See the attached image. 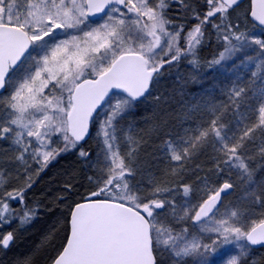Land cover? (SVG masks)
I'll list each match as a JSON object with an SVG mask.
<instances>
[{"label":"snow or ice","instance_id":"obj_1","mask_svg":"<svg viewBox=\"0 0 264 264\" xmlns=\"http://www.w3.org/2000/svg\"><path fill=\"white\" fill-rule=\"evenodd\" d=\"M242 2L201 0V12L191 0H0V141L23 179L3 191L0 162V227L17 223L0 233V250L39 213L25 200L34 176L78 150L91 170L89 190L69 205L65 242L49 264H216L217 256L264 264L254 254L264 247V163L252 166L264 162V0H250L243 22H233ZM213 39L216 53L202 58ZM184 61L194 70L189 79L160 92ZM205 69L234 78L204 87ZM189 82L200 91L186 92ZM177 93L179 130L164 132ZM141 105L152 110L144 132L126 119ZM93 129L95 159L83 147ZM162 132L157 151L170 164L155 171L148 149ZM209 147L207 172L189 168ZM233 170L243 206L224 203L236 185L219 177ZM188 172L195 181H185ZM15 264H35V255Z\"/></svg>","mask_w":264,"mask_h":264},{"label":"trees","instance_id":"obj_2","mask_svg":"<svg viewBox=\"0 0 264 264\" xmlns=\"http://www.w3.org/2000/svg\"><path fill=\"white\" fill-rule=\"evenodd\" d=\"M193 7H198L202 12L204 6L201 0H191ZM250 7L249 1L241 3L240 8L232 13V20L237 17L243 22L241 13ZM175 14V9L172 10ZM191 16V13H189ZM195 23L189 20L188 27ZM209 30L211 28L209 26ZM217 51L215 40L200 50L202 58H211ZM186 63V61L182 62ZM205 72L208 70L205 69ZM93 132V130H92ZM89 138L83 145H88ZM87 147V146H86ZM66 184L74 185L71 192L65 189ZM89 190L85 181L83 170L79 167L78 161L72 157H61L50 164L35 179L34 185L25 193V200L28 206L39 205V213L32 224L25 230L18 232L15 243L7 250H0V264H15L21 255L34 254L35 264H49L50 258L59 250L66 236L64 221L68 216L69 205L75 200H79L77 193H85ZM64 197L61 200V197ZM13 207L18 205L13 202ZM8 231L16 230L17 227L7 226ZM7 231V232H8Z\"/></svg>","mask_w":264,"mask_h":264},{"label":"rangeland","instance_id":"obj_3","mask_svg":"<svg viewBox=\"0 0 264 264\" xmlns=\"http://www.w3.org/2000/svg\"><path fill=\"white\" fill-rule=\"evenodd\" d=\"M230 65H231V62H227L226 66H230ZM193 71L194 70L191 68V66H189L186 63H181L179 65L178 69L174 68L171 70L170 76L168 74H166L164 80L162 81V84H161L159 91L160 92H167V93L171 94L173 89L178 90L179 87L181 86V83L184 80H188L190 77V74H192ZM206 73L209 75V80L204 82V87H209L211 83H216V82H220L222 84H230L231 80L234 78L229 73H222L221 74L219 71L215 72V73L207 71ZM248 75H250V73H248ZM212 76H215L216 79L212 80L211 79ZM177 77H179L180 79H177ZM199 91H200V88L198 85H193L190 82L188 83L187 88H186V92L191 93V92H199ZM214 96H215V100L217 102L222 101L224 99V97L221 95L219 89H217ZM184 99L189 100L190 96H185ZM179 100H180V95L177 93V95L175 96V100L173 101V103L171 105L172 112H171L170 116H168V119H170L171 122L169 123L167 128L164 129V132H167L169 130H171L172 132H176L179 130L178 126H179L180 121L176 118V114L180 112V107L177 104V101H179ZM146 108H147V110H146ZM137 113H138V115H136L135 117H129L126 119L127 120H133L134 119L136 121V124H137V131L144 132L150 127L149 124L144 123V120H145V118H151L152 110L147 105H141L137 109ZM231 119H232L231 114L228 117H226V121L231 120ZM164 132H162L160 134L161 139H155V137L153 138V143L151 144L150 148L148 149V152L152 153V155L148 158L149 163L151 164V166L153 167V170H155V171L164 170L170 164V162L164 158V154L162 152L157 151V149L161 145L162 139L164 138ZM95 135H96L95 129H93L92 137L90 139L89 144L83 145V147L86 150H89L92 152L93 159H95V154L97 151V144H96ZM211 154H212V149H211V147H209L206 149V151H204L202 154H200L198 156V158H195L192 161V163L188 165V167L194 168L196 164H200L204 167V171L207 172L208 168L211 167V164L208 163ZM143 155H145V154L142 153V156ZM14 156H15L14 152L7 151L6 142L0 141V162L3 163V168L8 175V183L3 190L5 192L9 191L13 188L21 187L23 185V179L17 177V172L21 171V173H22V169H19L15 163L10 162V160L14 159ZM68 156H72L78 161L79 167L84 172L85 181L88 184L87 176L89 174H91V170L88 169L85 166V163L79 158L78 150L64 153L60 157H58L57 160L61 157H68ZM57 160H55V161H57ZM55 161H53L52 163H54ZM260 163H264V162L260 161L257 158L256 160L252 161V166L257 167V165ZM33 174H34V169H33ZM198 175L202 176V175H204V172H200V173H198ZM210 175H212L213 180L217 179V177L215 176L214 173L210 174ZM259 177H264V169H261L258 172V178ZM36 178L37 177L34 176V179H36ZM184 179L186 182H192V181H195L196 176L193 175L191 172H188V173L184 174ZM224 179H231V181L236 185L235 189L230 194L224 196V203L226 205L229 203H232L234 205L243 206L242 201L239 199L243 194V185H242L237 173L235 172V170H233L231 175H229V173L226 171L224 173V175L219 177V182L222 183ZM88 187H89V185H88ZM7 226H10L11 228H15V227H17V223L13 222L11 224L4 225L3 227H0V233H7V231H8ZM254 254L256 255L257 259H259L260 256H263V250L261 248H255ZM228 258L229 257L217 256V257H215L216 264H226V260Z\"/></svg>","mask_w":264,"mask_h":264},{"label":"flooded vegetation","instance_id":"obj_4","mask_svg":"<svg viewBox=\"0 0 264 264\" xmlns=\"http://www.w3.org/2000/svg\"><path fill=\"white\" fill-rule=\"evenodd\" d=\"M255 248H261L263 250V256H264V247H255Z\"/></svg>","mask_w":264,"mask_h":264},{"label":"water","instance_id":"obj_5","mask_svg":"<svg viewBox=\"0 0 264 264\" xmlns=\"http://www.w3.org/2000/svg\"><path fill=\"white\" fill-rule=\"evenodd\" d=\"M245 1H247V0H243V2H245ZM248 1H249V5H250V0H248ZM243 2H242V3H243ZM256 247H259V246H256Z\"/></svg>","mask_w":264,"mask_h":264}]
</instances>
